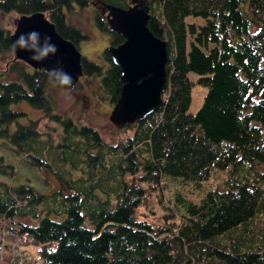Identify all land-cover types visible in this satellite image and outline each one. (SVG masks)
Here are the masks:
<instances>
[{
    "label": "trees",
    "instance_id": "1",
    "mask_svg": "<svg viewBox=\"0 0 264 264\" xmlns=\"http://www.w3.org/2000/svg\"><path fill=\"white\" fill-rule=\"evenodd\" d=\"M93 1L101 0H0V13L42 11L78 46L89 35L67 14ZM145 1L149 29L167 42L163 104L118 127L124 138L113 143L55 113L48 85L56 82L47 70L20 58L7 63L0 77V145L54 174L61 188L48 194L0 180V225L35 244L39 264H264V0ZM92 10L109 45L121 43L124 37L102 10ZM191 16L204 23L187 21ZM11 49V31L0 19V54ZM102 56L98 63L81 55L83 76L97 77L114 105L120 68L107 47ZM196 82L207 91L191 114ZM20 101L59 123L60 139L38 130L32 119L22 123L27 114L11 106ZM218 170L227 176L182 212L160 197L169 177L199 185ZM0 173H15L5 154ZM152 198L164 210L162 224L136 216ZM26 217L34 223L20 221Z\"/></svg>",
    "mask_w": 264,
    "mask_h": 264
},
{
    "label": "rangeland",
    "instance_id": "2",
    "mask_svg": "<svg viewBox=\"0 0 264 264\" xmlns=\"http://www.w3.org/2000/svg\"><path fill=\"white\" fill-rule=\"evenodd\" d=\"M92 8L100 10L99 5L96 4L95 6H84L83 8L75 6L67 14V18L70 22L80 26L89 35V37L80 39L78 42L77 47L81 55L98 63H103L102 50L109 45L108 34L100 30L93 22L92 14L94 10ZM20 15L22 14H19L15 10L1 12V23L12 32L15 28L16 20ZM204 20L199 16L187 17V21L195 25L204 23ZM12 58H14L12 49L0 54V77H3L7 63ZM189 76L193 80L197 78V74L194 71H189ZM206 91L207 87L203 84L196 82L192 85L191 99L187 110L189 113L194 114L198 111L202 105ZM48 93L54 102L55 113L69 116L78 124H86L93 127L107 142L113 143L119 138H124L123 136H119L118 127L108 118L112 105L109 102L107 94L101 89L97 77L81 75L80 79L73 85L61 86L58 83H50L48 85ZM11 106L13 109L24 111L27 114V119L23 120L22 123L27 124L28 120L32 119L35 121L38 130L51 135L54 141L60 139L62 133L60 124L51 121L45 112L32 107L26 101L13 103ZM131 132L132 130H126L124 134H130ZM6 147L0 145V154H5L6 159L14 165L15 173L13 175L0 173V180L10 185L28 184L48 194L61 188V183L54 174L44 168L30 165L24 156L13 154L11 153L12 150ZM227 174L226 170H218L209 179L201 182L199 185L180 177H169L164 180V188L161 190L162 195L159 194L171 208L182 212L185 210L188 202H197L210 189L216 188L217 183H220ZM215 184L216 186L212 187ZM163 211L157 199L152 198L149 207L147 208L146 203L145 206L136 211V216L138 219H143L153 224H162L164 223L162 219ZM51 217L60 218L57 216ZM20 221L34 223L28 217ZM22 248L25 251L26 257L30 259V264H39L37 261H33L37 257L35 244L25 243Z\"/></svg>",
    "mask_w": 264,
    "mask_h": 264
},
{
    "label": "water",
    "instance_id": "3",
    "mask_svg": "<svg viewBox=\"0 0 264 264\" xmlns=\"http://www.w3.org/2000/svg\"><path fill=\"white\" fill-rule=\"evenodd\" d=\"M106 11V20L111 28L120 33L124 40L117 45H108L112 61L119 66L121 89L114 103L109 120L121 127L127 123L145 119L162 104V93L166 88L167 42L154 34L148 27L149 7L145 0H130L127 7L99 1ZM93 1V4L99 3ZM39 33L40 44L46 37L57 51L42 60H33V51L13 48L21 35ZM14 58H20L35 68L48 72L62 69L71 77V85L83 75L81 52L69 39L63 37L53 22L42 11L22 14L11 32Z\"/></svg>",
    "mask_w": 264,
    "mask_h": 264
},
{
    "label": "clouds",
    "instance_id": "4",
    "mask_svg": "<svg viewBox=\"0 0 264 264\" xmlns=\"http://www.w3.org/2000/svg\"><path fill=\"white\" fill-rule=\"evenodd\" d=\"M50 40V37H46L44 43L41 45L39 33L31 32L27 36L21 35L13 45V48L15 49L16 47H19L33 51L34 55L32 56V59L39 61L57 51L56 46L51 44ZM49 76L61 86L69 85L71 83V77L63 72L62 69H53L49 72Z\"/></svg>",
    "mask_w": 264,
    "mask_h": 264
},
{
    "label": "built area",
    "instance_id": "5",
    "mask_svg": "<svg viewBox=\"0 0 264 264\" xmlns=\"http://www.w3.org/2000/svg\"><path fill=\"white\" fill-rule=\"evenodd\" d=\"M23 242L24 237L17 230L0 225V264H30Z\"/></svg>",
    "mask_w": 264,
    "mask_h": 264
},
{
    "label": "flooded vegetation",
    "instance_id": "6",
    "mask_svg": "<svg viewBox=\"0 0 264 264\" xmlns=\"http://www.w3.org/2000/svg\"><path fill=\"white\" fill-rule=\"evenodd\" d=\"M102 12H103V9H102Z\"/></svg>",
    "mask_w": 264,
    "mask_h": 264
},
{
    "label": "bare ground",
    "instance_id": "7",
    "mask_svg": "<svg viewBox=\"0 0 264 264\" xmlns=\"http://www.w3.org/2000/svg\"><path fill=\"white\" fill-rule=\"evenodd\" d=\"M122 82V81H121Z\"/></svg>",
    "mask_w": 264,
    "mask_h": 264
}]
</instances>
